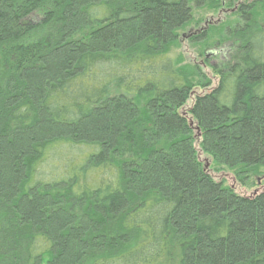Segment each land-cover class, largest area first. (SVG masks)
I'll use <instances>...</instances> for the list:
<instances>
[{
	"label": "trees",
	"instance_id": "obj_1",
	"mask_svg": "<svg viewBox=\"0 0 264 264\" xmlns=\"http://www.w3.org/2000/svg\"><path fill=\"white\" fill-rule=\"evenodd\" d=\"M0 264H264V0H0Z\"/></svg>",
	"mask_w": 264,
	"mask_h": 264
},
{
	"label": "rangeland",
	"instance_id": "obj_2",
	"mask_svg": "<svg viewBox=\"0 0 264 264\" xmlns=\"http://www.w3.org/2000/svg\"><path fill=\"white\" fill-rule=\"evenodd\" d=\"M230 12H213L207 8H204L202 10H195L194 12V24L191 28L184 31L182 34H184V38H182L181 42V48L178 50H175V54H173V57L177 58L178 56H182L185 64H205V57L207 56L209 59V64H217L220 61V55L221 51L223 49L221 48H211L208 49L204 54L205 56H201L200 52L201 49L198 45H195L194 43H191L189 41V37H191L193 34H199L203 30H205L208 26L211 25H218L221 22H225L228 19L227 14ZM199 23V26L197 25ZM186 40V41H185ZM226 53H222V58H224ZM228 184L234 187L238 193L246 194L249 193L242 189L240 186L236 184V181L233 179V177L227 176L225 177Z\"/></svg>",
	"mask_w": 264,
	"mask_h": 264
},
{
	"label": "water",
	"instance_id": "obj_3",
	"mask_svg": "<svg viewBox=\"0 0 264 264\" xmlns=\"http://www.w3.org/2000/svg\"><path fill=\"white\" fill-rule=\"evenodd\" d=\"M190 124L192 125L193 124V121L192 120H190ZM196 129V135H197V137H200L201 136V133L199 132V129L198 128H195ZM209 167V164H206V168H208Z\"/></svg>",
	"mask_w": 264,
	"mask_h": 264
}]
</instances>
